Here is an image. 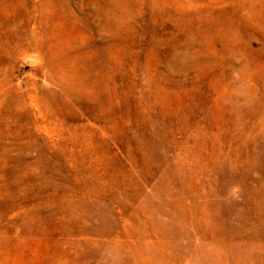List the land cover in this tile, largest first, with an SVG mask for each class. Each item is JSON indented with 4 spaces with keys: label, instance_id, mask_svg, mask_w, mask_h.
<instances>
[{
    "label": "rangeland",
    "instance_id": "obj_1",
    "mask_svg": "<svg viewBox=\"0 0 264 264\" xmlns=\"http://www.w3.org/2000/svg\"><path fill=\"white\" fill-rule=\"evenodd\" d=\"M0 264H264V0H0Z\"/></svg>",
    "mask_w": 264,
    "mask_h": 264
}]
</instances>
